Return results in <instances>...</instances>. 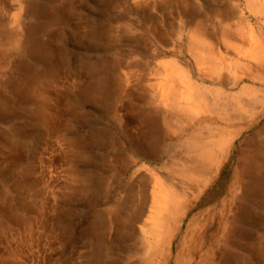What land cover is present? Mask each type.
Returning a JSON list of instances; mask_svg holds the SVG:
<instances>
[{
  "label": "rangeland",
  "instance_id": "obj_1",
  "mask_svg": "<svg viewBox=\"0 0 264 264\" xmlns=\"http://www.w3.org/2000/svg\"><path fill=\"white\" fill-rule=\"evenodd\" d=\"M146 1L150 5L142 1L138 4L136 0H37V12L28 16L24 25L31 27L30 31L41 24L42 29L50 27L34 37L29 35L33 46L49 44L51 59L43 62L38 50V58L28 59L23 49L13 46L16 9L13 0H0L1 42L11 47L7 59L0 62V93H4L1 90L8 81L24 78L21 69L25 61L30 91L48 84L51 94L67 97L60 103L62 111L54 120L55 127L34 124L27 136H18L25 119L21 112L34 115L38 104H23L17 97L15 118H0V148H4L0 149V264H264V170L255 177L245 169L250 161L245 157L248 145L264 143V112L253 116L245 110L234 123L210 113L177 122L185 116L160 104L169 83L177 88L183 86L179 77L166 81L169 71L173 68L174 76L187 75L188 66L193 65L187 52L188 19L198 16L213 24L216 47L225 55L220 36L222 24L215 22L211 9H228L234 26H238V10L245 13L247 0ZM250 20L264 35L263 23L253 15ZM243 31L249 34L248 28ZM260 97L257 92L255 99ZM196 127L205 134L207 127L218 129V138L229 142L225 146L229 151L206 173L205 180L182 181L179 189L184 199L178 220L167 225V242L149 252L147 246L154 240L151 230L157 227L156 222L151 223L155 181L163 183L162 176L171 175L168 164L172 156L178 154ZM256 156L259 161L264 160L258 152ZM22 171L32 177V189L15 187ZM175 182L179 180L176 178ZM27 234H33L31 239Z\"/></svg>",
  "mask_w": 264,
  "mask_h": 264
},
{
  "label": "bare ground",
  "instance_id": "obj_2",
  "mask_svg": "<svg viewBox=\"0 0 264 264\" xmlns=\"http://www.w3.org/2000/svg\"><path fill=\"white\" fill-rule=\"evenodd\" d=\"M134 1V0H133ZM142 1L144 4H149L150 1L146 0H136L138 4ZM167 1V0H165ZM191 1V0H190ZM205 1V0H204ZM209 1V0H207ZM216 0H214L215 2ZM221 1V0H220ZM147 2V3H146ZM217 2V1H216ZM231 2V1H230ZM236 2V1H235ZM14 9H16V13L14 15V25L12 26L11 39L13 40V46L18 47L17 49H23L24 55L26 58H35L37 57L35 52L39 51L41 60L43 62H47L50 60L51 56V48H49V44L47 45H31L30 44V34L36 36L40 31H47L48 29L40 28L42 24L39 26L33 27L30 31V28L25 26V20L28 19V16L32 15L34 12H37V8H39V4L37 0H13ZM120 3V2H119ZM174 3V2H173ZM57 4V3H56ZM55 4V5H56ZM178 4V3H177ZM210 4V2H209ZM225 4V3H223ZM222 4V5H223ZM46 5V4H45ZM150 5V4H149ZM153 5L155 3L153 2ZM169 5V4H168ZM3 3L0 4V11L3 9ZM142 6V5H140ZM237 6V5H235ZM51 7V6H49ZM150 7V6H149ZM213 7V6H211ZM208 7V8H211ZM218 7V5H217ZM238 7V6H237ZM64 8V7H63ZM134 8V7H133ZM137 8V7H136ZM139 8V7H138ZM135 9V8H134ZM149 9V8H148ZM177 9V8H175ZM194 9V8H193ZM120 10V9H119ZM132 10V9H131ZM144 10V9H143ZM152 10V9H151ZM150 10V11H151ZM228 10V9H227ZM226 9L221 8H213L211 9L213 13V17L215 18V22L219 25L222 24L220 29L221 39L224 41L225 55L221 54L216 47L218 40H216L213 36L211 30L213 24L209 25L204 19L198 16H193L188 19L186 24V32H187V52L192 60L191 66H188L187 75H179L174 76V69L170 68L169 75L166 76V81L170 78H178L179 83H182V88H177L176 84L169 83L163 93L161 94L160 104L162 106L167 107L171 112L181 113L183 114V118H178L177 122L181 119L183 120H191L194 116H197L201 113H210L215 115V117L220 118L221 120L232 122L238 120V118L246 111L249 112L250 115L257 116L261 115L264 112V35H262V29H259L258 33L255 29V25L250 20V15H253L256 21H260L264 25V0H247L244 5V12L248 13L247 16L243 13L242 10H238L241 12L238 21L240 24L238 26H234V22L232 21V15H229L230 12ZM142 11V9H141ZM178 11V10H177ZM188 12V11H187ZM54 13V12H53ZM56 13V12H55ZM73 13V12H72ZM71 13V14H72ZM89 13V12H88ZM166 13V12H165ZM181 14V13H180ZM187 14V13H185ZM189 14V12H188ZM36 15V14H35ZM60 15V14H59ZM86 15V14H85ZM128 15V14H127ZM126 15V16H127ZM164 15V14H163ZM167 15V14H165ZM173 15V13H172ZM63 16V15H62ZM130 16V15H129ZM128 16V17H129ZM141 16V15H140ZM174 16V15H173ZM209 16V15H208ZM207 16V17H208ZM59 17V16H58ZM88 17V16H87ZM133 17V16H132ZM178 17V16H177ZM69 18V17H68ZM77 18V17H76ZM136 18V17H135ZM148 18V17H147ZM155 18V17H154ZM89 19V18H88ZM87 19V20H88ZM128 19V18H127ZM213 19V18H212ZM66 19H60L58 21H62ZM86 20V21H87ZM115 20V19H114ZM207 20V19H206ZM44 21V20H43ZM83 21V20H82ZM81 21V22H82ZM28 22V20H27ZM31 22V21H30ZM39 22V21H38ZM49 22V21H48ZM128 22V21H127ZM136 22V21H135ZM139 22V21H137ZM147 22V21H146ZM206 22V23H205ZM43 23V22H42ZM95 23V22H94ZM165 23V22H164ZM211 23V22H210ZM31 25V23H28ZM72 24V23H70ZM80 24V23H79ZM129 24V23H128ZM127 24V25H128ZM140 24V23H139ZM215 24V23H214ZM45 25V24H44ZM54 25V23H53ZM94 25V24H93ZM48 26V25H47ZM51 26V25H50ZM95 26V25H94ZM52 27V26H51ZM70 27V26H69ZM119 27V26H118ZM181 27V26H180ZM210 27V28H209ZM243 28H248V32H244ZM259 28V27H258ZM55 29V28H54ZM68 29V28H67ZM120 29V28H119ZM118 29V30H119ZM52 30V29H51ZM49 30V31H51ZM74 30V29H73ZM134 30V29H133ZM70 31V30H69ZM68 31V32H69ZM212 31V32H211ZM218 31V30H217ZM80 32V31H79ZM89 32V31H88ZM106 32V31H105ZM115 32V30H114ZM161 32V31H160ZM185 32V31H184ZM183 32V33H184ZM3 31H0V62L5 58L11 47L4 45L1 42V34ZM47 33V32H45ZM54 33V32H53ZM84 33V32H82ZM90 33V32H89ZM144 33V32H143ZM154 33V32H153ZM157 33V32H156ZM264 33V32H263ZM55 34V33H54ZM63 34V33H62ZM72 34V33H71ZM175 34V33H174ZM58 35V34H57ZM64 35V34H63ZM82 35V34H81ZM119 35V34H118ZM117 35V36H118ZM181 35V34H180ZM217 35V34H216ZM52 36L51 32L47 35L48 38ZM54 37V36H53ZM87 37V36H86ZM93 37V36H92ZM115 37V36H114ZM113 37V38H114ZM183 38V37H182ZM111 39V38H109ZM218 39V38H217ZM41 40V39H40ZM92 40V39H91ZM90 41V40H89ZM51 42V40H49ZM85 42V41H84ZM118 42V40H117ZM150 42V41H149ZM186 42V41H185ZM33 43L35 41L33 40ZM57 43V42H56ZM55 44V43H54ZM101 44V43H100ZM168 44V43H166ZM174 44V43H173ZM185 44V43H184ZM95 45V44H94ZM93 45V46H94ZM109 45V44H108ZM219 45V44H218ZM223 45V42H222ZM139 46V45H138ZM14 47V48H15ZM37 48V49H36ZM39 48V49H38ZM64 48V47H63ZM217 48V49H216ZM162 49V48H161ZM173 49V48H171ZM169 50V49H168ZM19 51V50H18ZM163 52V51H162ZM54 53V52H53ZM165 53V52H163ZM161 54V53H159ZM168 55V54H167ZM54 56V55H53ZM143 57V56H142ZM38 58V57H37ZM64 59V58H63ZM167 59V58H166ZM178 60V58H176ZM24 61V60H23ZM114 61V60H112ZM134 61V60H133ZM136 61V60H135ZM151 62V61H150ZM15 63V62H14ZM24 64L22 66V78L21 81H8L4 84L3 90L4 93H0V118H3L6 121L14 119L18 114L15 108V99L17 97L20 101L24 103H28L30 101L38 104L39 109L37 113L34 115H30L32 112L25 111L21 112V116L25 119H22V124L18 136L24 135L27 136V133H32V130L29 128L32 125H40L54 126V120L59 118V112L62 111L60 107V103L62 101H66L67 97L59 96L57 93H50L49 85L46 86H36L33 88V91L29 90V67ZM27 63L29 61L27 60ZM49 63V62H48ZM19 64V62H18ZM49 65V64H48ZM147 65V64H146ZM190 65V64H189ZM7 66L10 65V61ZM138 66V65H137ZM62 67V66H61ZM64 67V66H63ZM38 69V68H37ZM130 69V68H129ZM136 69V68H135ZM138 69V68H137ZM36 70V69H35ZM68 70V69H67ZM173 70V71H172ZM203 70V71H202ZM126 71V70H125ZM202 71V75L200 72ZM114 73V72H113ZM39 74V73H38ZM33 75V74H32ZM36 75V74H35ZM69 75V74H68ZM93 75V74H92ZM91 75V76H92ZM121 75V74H120ZM43 76V75H42ZM63 76V75H62ZM78 76V75H76ZM82 76V74H81ZM90 76V77H91ZM133 76V74H132ZM44 77V76H43ZM69 77V76H68ZM130 77V76H129ZM45 78V77H44ZM43 78V79H44ZM65 78V77H64ZM131 78V77H130ZM129 78V79H130ZM72 80V79H71ZM78 80V79H77ZM142 80V79H141ZM144 80V79H143ZM147 80V78H146ZM6 81V80H5ZM118 81V80H117ZM121 81V80H119ZM32 82V81H31ZM36 82V81H35ZM49 82V81H47ZM52 82V81H51ZM56 82V81H55ZM74 82V81H73ZM79 82V81H78ZM84 82V81H83ZM137 82V81H136ZM144 81H140V83ZM169 82V81H168ZM176 83V81L174 80ZM3 83V82H2ZM80 83V82H79ZM118 83V82H117ZM121 83V82H120ZM125 83V82H124ZM46 84V83H45ZM68 84V83H67ZM122 84V83H121ZM145 84V83H144ZM63 85V84H62ZM118 85V84H117ZM73 86V85H72ZM78 86V85H77ZM122 86V85H121ZM93 87V86H92ZM129 87V86H128ZM59 89V88H58ZM88 89V88H87ZM86 89V90H87ZM70 91V90H69ZM84 91V90H83ZM91 91V90H90ZM130 91V90H129ZM128 91V92H129ZM257 92L261 93V97L255 99V94ZM51 94V95H50ZM69 94V92H68ZM54 95V98L52 96ZM257 96V95H256ZM163 97V98H162ZM254 97V98H253ZM258 97V96H257ZM252 101H251V100ZM54 101V103L52 102ZM56 102V103H55ZM68 104V103H67ZM152 104V103H151ZM54 105V106H53ZM22 108V107H20ZM32 108V107H31ZM30 108V109H31ZM71 108V107H70ZM37 109V108H36ZM72 109V108H71ZM77 109V108H74ZM244 110V111H243ZM21 111V110H20ZM72 111V110H71ZM238 112V113H237ZM20 113V112H19ZM252 116V117H253ZM65 117V116H64ZM63 117V118H64ZM72 117V116H71ZM261 117V116H260ZM18 118V117H17ZM30 119V121L28 120ZM77 119V118H76ZM242 119V118H240ZM68 120V119H67ZM25 121V122H24ZM29 121V122H28ZM160 121V120H159ZM17 123V122H16ZM18 124V123H17ZM140 124V123H139ZM199 124V123H198ZM60 125V124H59ZM197 125V124H196ZM10 126V125H9ZM14 126V125H13ZM41 126V125H40ZM144 126V125H143ZM150 126V125H149ZM147 126V129L148 127ZM18 127V126H17ZM34 127V126H32ZM39 127V126H38ZM55 127V126H54ZM59 127V126H57ZM108 127V126H107ZM128 127V126H127ZM40 128V127H39ZM110 128V127H109ZM139 128V127H138ZM150 128V127H149ZM198 127H196L197 129ZM10 129V128H9ZM57 129V128H56ZM105 129V128H104ZM51 130V129H50ZM58 130V129H57ZM139 130V129H138ZM229 130V129H228ZM181 131V130H180ZM218 129L215 130L213 127H207L206 133L203 130H194L190 134H188V139L185 140L184 144L181 145L180 151H178L177 155H173L171 162L168 164V170L171 175L167 176V174L163 175L162 178L164 182L161 183L160 180L155 181V187L153 191V211L151 213V223L156 222V226L154 230H151L153 235V242L148 243L147 249L149 252L153 251L156 246L166 243L169 233H168V224H174L179 217V212L182 206V201L184 198L181 196V190L183 180L189 179H198L201 180L206 173L213 166H217L220 159L223 157L224 152L227 150L229 142H226L223 138H218L219 132ZM134 132V131H133ZM9 133V132H7ZM135 133V132H134ZM140 133V132H139ZM138 133V134H139ZM10 134V133H9ZM181 134V133H180ZM2 135V134H1ZM61 133H58V137H60ZM183 135V134H182ZM187 135V134H186ZM23 136V137H24ZM165 136V135H164ZM239 136V135H238ZM6 137V135H5ZM9 137V136H8ZM12 137V136H11ZM45 137V136H44ZM105 137V136H104ZM237 137V136H236ZM3 138V137H2ZM66 138V137H65ZM161 138V137H160ZM46 139V138H45ZM64 139V138H63ZM58 140V139H57ZM146 140V139H144ZM257 140V139H256ZM32 141V140H31ZM152 141V140H151ZM248 141V140H247ZM16 142V140H15ZM233 142V141H232ZM1 143V142H0ZM12 144V142H10ZM29 143V142H28ZM39 143V142H38ZM126 143V142H125ZM124 143V144H125ZM20 144V143H19ZM4 145V144H3ZM6 146V145H4ZM15 146V145H14ZM85 146V145H84ZM126 146V145H125ZM146 146V145H145ZM165 146V145H164ZM226 146V147H225ZM249 150L246 152L248 156L247 159L250 161L247 165H245V169L249 175L251 176H260L264 170V160L259 161V158L254 155L258 152L264 156V143L255 144L249 146ZM38 148V147H37ZM0 149H4L3 147ZM27 149V148H26ZM160 149V147H159ZM177 149V148H176ZM179 149V148H178ZM9 150V149H8ZM11 150V149H10ZM65 150V149H64ZM165 150V149H164ZM21 151V150H20ZM136 151V150H135ZM229 151V150H227ZM7 152V150H6ZM11 152V151H10ZM144 152V151H141ZM149 153V151H147ZM146 152V154H147ZM175 152V151H173ZM12 153V152H11ZM16 153V152H15ZM30 153V152H29ZM68 153V152H67ZM86 153V152H85ZM7 154V153H6ZM18 154V153H17ZM17 154L15 156H17ZM65 154V153H64ZM228 154V153H227ZM230 154V153H229ZM228 154V156H229ZM0 155L2 156L3 153ZM14 155V154H12ZM21 155V154H20ZM31 155V154H28ZM0 156V157H1ZM77 156V155H76ZM109 156V155H108ZM10 157V156H9ZM80 157V156H78ZM91 157V155H90ZM226 157V156H225ZM244 157V156H243ZM12 158V156H11ZM24 159V157H22ZM31 158V157H30ZM242 158V157H241ZM7 159V157H6ZM5 159V160H6ZM13 159H15L13 157ZM10 159V160H13ZM20 157L18 158V160ZM226 159V158H225ZM261 160V159H260ZM3 161V160H1ZM22 161V160H21ZM24 161V160H23ZM4 162V161H3ZM2 162V163H3ZM6 162V161H5ZM9 162V161H8ZM26 162V160H25ZM18 163V162H16ZM13 163V166L17 164ZM122 163V162H121ZM164 163V162H163ZM15 164V165H14ZM21 162L19 161V165L21 166ZM115 164V163H114ZM142 164V162H141ZM4 165V164H3ZM12 165V164H11ZM9 165V166H11ZM7 166V165H5ZM137 166V165H136ZM165 166V163H164ZM4 167V166H3ZM118 167V166H116ZM148 167V166H144ZM10 168V167H8ZM7 168V169H8ZM13 167H11L12 169ZM133 168V165H132ZM137 168V167H136ZM140 168V167H139ZM159 168V167H158ZM236 168V167H235ZM244 168V166H243ZM18 169V168H16ZM144 169V168H143ZM19 170V169H18ZM119 170V169H118ZM146 170V169H145ZM144 170V171H145ZM15 170H13L14 172ZM71 171V170H70ZM78 171V170H77ZM134 171V170H133ZM141 171V170H140ZM12 172V171H11ZM7 172L6 174L9 175ZM68 172V171H67ZM74 172V171H73ZM85 172V171H84ZM157 172V171H156ZM75 173V172H74ZM77 173V172H76ZM79 173V172H78ZM213 173V172H212ZM264 173V172H263ZM5 174V173H4ZM154 174V173H153ZM236 174V173H235ZM72 176V175H71ZM133 176V175H132ZM131 176V177H132ZM176 177L179 182H175ZM20 177L17 182H15L16 188H25L32 189V177L25 172H21ZM130 177V179H131ZM144 177V176H143ZM146 177V176H145ZM75 178V177H74ZM136 178V177H135ZM206 178V177H205ZM254 178V177H253ZM204 179V178H203ZM106 180V179H105ZM146 180V178H145ZM205 180V179H204ZM10 181V180H9ZM8 181V182H9ZM107 181V180H106ZM113 181V180H112ZM136 181V180H135ZM149 181V180H148ZM203 181V180H202ZM202 181L200 183H202ZM212 181V180H211ZM252 181V180H251ZM121 182V181H119ZM118 182V183H119ZM139 182V181H138ZM159 182V183H158ZM235 182V181H234ZM137 183V182H136ZM198 183V182H197ZM208 183V182H207ZM206 183V185H207ZM210 183V182H209ZM143 184V183H141ZM196 185V183H194ZM247 184V182L245 183ZM78 185V184H77ZM122 185V183H121ZM201 184L197 186L200 187ZM202 185H204L202 183ZM201 185V186H202ZM237 185V184H236ZM145 186V185H144ZM181 186V187H180ZM205 186V185H204ZM235 186V185H234ZM254 186V185H253ZM12 187V186H11ZM48 187V186H47ZM64 187V186H63ZM236 187V186H235ZM244 187V186H243ZM247 187V186H246ZM255 187V186H254ZM36 188V187H34ZM42 188V187H41ZM77 188V187H76ZM133 188V187H132ZM144 188V187H142ZM180 188V189H179ZM64 189V188H63ZM141 189V188H140ZM139 189V190H140ZM194 189V188H192ZM202 189V187H201ZM119 190V188H118ZM187 190V189H186ZM199 190V189H198ZM240 191V187H238L237 191ZM253 190V189H251ZM250 190V191H251ZM117 191V190H116ZM115 191V192H116ZM146 191V190H145ZM200 191V190H199ZM190 194V191H188ZM187 192V194H188ZM191 191V194H195V192ZM244 192V191H243ZM246 192V190H245ZM197 193V192H196ZM232 193V192H231ZM234 193V192H233ZM122 194V193H121ZM120 194V195H121ZM141 194V193H140ZM117 195V193H116ZM133 195V194H132ZM186 194H183V196ZM237 195V194H236ZM232 196V195H231ZM258 196V195H257ZM36 197V196H35ZM144 197V196H143ZM228 198V197H227ZM233 198V197H231ZM186 199V198H185ZM189 199V198H188ZM225 199V198H224ZM111 200V199H110ZM132 200V199H131ZM146 200V199H145ZM230 200V199H229ZM115 201V200H114ZM186 201V200H185ZM235 201V200H233ZM145 202V201H144ZM227 202V201H226ZM108 203V202H107ZM140 203V202H139ZM138 203V205H139ZM238 203V202H236ZM235 203V204H236ZM185 204V203H184ZM263 204V203H262ZM26 205V204H25ZM110 204H108L109 206ZM233 205V204H231ZM146 206V205H145ZM235 206V205H234ZM4 207V206H3ZM226 207V206H225ZM252 207V206H251ZM255 207V206H253ZM252 207V208H253ZM135 208V207H134ZM143 208V207H142ZM263 208V206H262ZM185 210V209H184ZM15 211V210H14ZM28 211V210H27ZM186 211V210H185ZM7 212V210H6ZM239 212V211H237ZM129 213V212H128ZM127 213V214H128ZM235 213V212H234ZM130 214V213H129ZM187 214V213H186ZM185 214V215H186ZM222 214V213H220ZM229 214V213H228ZM11 215V214H10ZM19 215V214H18ZM181 215V213H180ZM231 215V214H230ZM229 215V216H230ZM2 216V215H1ZM235 217V216H234ZM248 217V216H247ZM8 218V217H6ZM239 218V217H238ZM237 218V219H238ZM241 218V217H240ZM227 219V218H226ZM111 220V219H110ZM240 220V219H238ZM12 221V220H11ZM10 221V222H11ZM35 221V220H34ZM38 221V220H37ZM233 221V220H230ZM20 222V220H19ZM228 222V221H227ZM258 223V221H257ZM264 223V222H263ZM105 224V223H104ZM109 224V223H108ZM127 224V223H126ZM229 224V223H228ZM183 225V224H182ZM264 225V224H263ZM113 226V225H112ZM231 226V225H230ZM236 226V225H235ZM39 227V226H38ZM228 227V226H227ZM239 227V226H238ZM247 227V226H246ZM29 228V227H28ZM27 228V229H28ZM111 228V227H110ZM109 228V229H110ZM158 228V229H157ZM219 228V227H218ZM236 228V227H235ZM170 229V228H169ZM30 230V229H29ZM261 230V229H260ZM28 231V230H27ZM114 231V230H113ZM219 231V230H218ZM235 231V230H233ZM34 232V231H33ZM112 232V231H111ZM146 232V231H145ZM229 232V231H228ZM251 232V231H250ZM249 232V233H250ZM1 233V231H0ZM31 233V232H29ZM149 233V232H147ZM176 233V232H175ZM219 233V232H218ZM225 233V232H224ZM234 233V232H233ZM262 233V232H261ZM13 234V233H12ZM111 234V233H110ZM227 234V233H226ZM230 234V233H229ZM243 234V233H242ZM253 234V233H252ZM24 235V234H23ZM33 235V234H32ZM31 235V236H32ZM251 235V234H250ZM27 234V237H31ZM110 236V235H109ZM226 236V235H225ZM224 236V238H225ZM229 236V235H227ZM238 236V235H237ZM39 237V236H38ZM147 237V236H146ZM216 237V236H215ZM253 237V236H251ZM3 238V237H2ZM26 238V237H25ZM24 238V239H25ZM27 238V239H28ZM36 238V237H35ZM218 238V237H217ZM222 238V237H221ZM16 239V238H14ZM20 239V238H18ZM16 239V240H18ZM23 239V238H21ZM31 239V238H30ZM117 239V238H116ZM146 239V238H145ZM248 239V238H247ZM4 240V239H3ZM33 240V239H32ZM220 240V239H219ZM218 240V241H219ZM261 240V239H260ZM263 240V239H262ZM261 240V241H262ZM12 241V240H11ZM24 241V240H23ZM34 241V240H33ZM32 241V242H33ZM129 241V240H128ZM148 241V240H147ZM28 242H30L28 240ZM225 242V240H224ZM231 242V241H230ZM246 242V241H245ZM260 242V241H259ZM22 243V242H21ZM223 243V242H222ZM226 243V242H225ZM239 243V242H238ZM4 244V243H3ZM12 244V243H11ZM17 244V243H16ZM156 244V245H155ZM224 244V243H223ZM258 244V243H257ZM29 245V244H28ZM165 245V244H164ZM230 245V244H229ZM245 246V244H243ZM3 246V245H2ZM30 246V245H29ZM28 246V247H29ZM140 246V245H139ZM218 246V244H217ZM242 246V248L244 247ZM260 246V244H259ZM230 247V246H229ZM30 248V247H29ZM32 248V247H31ZM172 248V247H171ZM247 248V247H246ZM18 249V248H17ZM136 249V248H135ZM143 249V248H142ZM234 249H240L234 248ZM256 249V248H254ZM6 250V249H5ZM116 250V249H114ZM119 250V249H117ZM262 250V249H261ZM172 251V250H171ZM212 251V250H211ZM223 251V250H222ZM264 251V250H263ZM124 252V251H123ZM174 252V251H173ZM206 252V251H205ZM204 252V253H205ZM217 252V251H215ZM227 252V251H226ZM239 252V251H237ZM13 253V252H12ZM120 253V252H119ZM129 254V253H128ZM154 254V253H153ZM217 254V253H216ZM219 254V253H218ZM240 254V253H239ZM202 255V254H201ZM215 255V254H214ZM213 255V256H214ZM238 255V254H237ZM241 255V254H240ZM118 256V255H117ZM152 256V255H151ZM155 256V255H154ZM227 256V255H226ZM230 256L231 253H230ZM229 256V257H230ZM256 256V255H255ZM263 256V255H262ZM1 257V256H0ZM10 257V256H9ZM7 258V261L9 259ZM21 257V256H20ZM108 257V255H107ZM113 257V256H112ZM140 257V256H139ZM138 257V258H139ZM211 257V256H210ZM215 257V256H214ZM236 258V256H234ZM238 257V256H237ZM243 257V256H241ZM5 259V257H3ZM15 258V257H14ZM118 258V257H117ZM135 258V257H134ZM137 258V257H136ZM137 258V259H138ZM145 258V257H144ZM143 258V260H144ZM206 258V257H205ZM103 259V258H102ZM146 259V258H145ZM217 259V258H216ZM232 259V258H231ZM247 259V258H246ZM108 260V259H106ZM163 260V258H162ZM210 260V259H209ZM208 260V261H209ZM218 260V259H217ZM221 260V259H220ZM223 260V259H222ZM259 260V259H258ZM116 261V260H115ZM121 261V260H120ZM142 261V260H141ZM147 261V259H146ZM151 261V260H150ZM201 261V260H200ZM216 261V260H215ZM249 261V260H248ZM263 261V260H262ZM204 262V261H203ZM219 262V261H218ZM115 263V262H114ZM205 263V262H204ZM226 263V262H224ZM238 263V262H237ZM241 263V262H240ZM8 264V263H7ZM106 264V262H105ZM148 264V263H147ZM151 264V263H150ZM199 264V263H198ZM216 264V263H215Z\"/></svg>",
  "mask_w": 264,
  "mask_h": 264
}]
</instances>
